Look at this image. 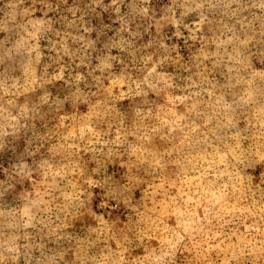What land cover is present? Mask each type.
Here are the masks:
<instances>
[{"label":"rangeland","instance_id":"rangeland-1","mask_svg":"<svg viewBox=\"0 0 264 264\" xmlns=\"http://www.w3.org/2000/svg\"><path fill=\"white\" fill-rule=\"evenodd\" d=\"M0 264H264V0H0Z\"/></svg>","mask_w":264,"mask_h":264}]
</instances>
